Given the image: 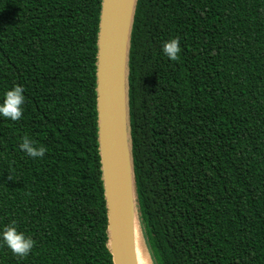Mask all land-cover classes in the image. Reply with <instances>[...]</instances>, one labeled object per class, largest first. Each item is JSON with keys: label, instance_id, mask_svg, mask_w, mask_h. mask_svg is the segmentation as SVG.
Returning a JSON list of instances; mask_svg holds the SVG:
<instances>
[{"label": "trees", "instance_id": "obj_1", "mask_svg": "<svg viewBox=\"0 0 264 264\" xmlns=\"http://www.w3.org/2000/svg\"><path fill=\"white\" fill-rule=\"evenodd\" d=\"M102 0H0V264H113L96 109ZM179 37L175 61L162 43ZM135 208L152 264H264V0H136L128 50ZM25 135L46 147L33 160ZM12 177L10 179L9 177Z\"/></svg>", "mask_w": 264, "mask_h": 264}, {"label": "water", "instance_id": "obj_2", "mask_svg": "<svg viewBox=\"0 0 264 264\" xmlns=\"http://www.w3.org/2000/svg\"><path fill=\"white\" fill-rule=\"evenodd\" d=\"M135 4L136 0H102L97 33V139L106 202L107 247L113 264H137L132 232L139 224L127 96L129 38Z\"/></svg>", "mask_w": 264, "mask_h": 264}, {"label": "clouds", "instance_id": "obj_3", "mask_svg": "<svg viewBox=\"0 0 264 264\" xmlns=\"http://www.w3.org/2000/svg\"><path fill=\"white\" fill-rule=\"evenodd\" d=\"M161 52L169 60H177L181 53L179 37H171L164 41L161 46ZM24 93L23 85L13 84L0 94V118L13 122L21 119L26 101ZM19 149L33 160L44 158L47 152L45 146L37 144L28 135L22 137ZM9 178L12 179L11 176ZM0 245L10 250L14 256L24 258L33 250L35 241L32 237L19 230L16 221H10L0 227Z\"/></svg>", "mask_w": 264, "mask_h": 264}, {"label": "bare ground", "instance_id": "obj_4", "mask_svg": "<svg viewBox=\"0 0 264 264\" xmlns=\"http://www.w3.org/2000/svg\"><path fill=\"white\" fill-rule=\"evenodd\" d=\"M138 228L139 227H137L135 224L132 232L133 251H134L136 263L152 264L147 249L142 242L141 233Z\"/></svg>", "mask_w": 264, "mask_h": 264}, {"label": "rangeland", "instance_id": "obj_5", "mask_svg": "<svg viewBox=\"0 0 264 264\" xmlns=\"http://www.w3.org/2000/svg\"><path fill=\"white\" fill-rule=\"evenodd\" d=\"M142 242H143V244H144V246H145V243H144V241H143V238H142Z\"/></svg>", "mask_w": 264, "mask_h": 264}]
</instances>
